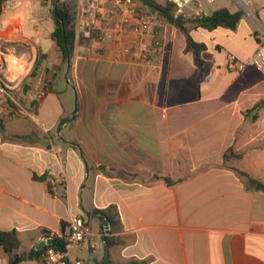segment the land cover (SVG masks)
Wrapping results in <instances>:
<instances>
[{
    "label": "crops",
    "instance_id": "1",
    "mask_svg": "<svg viewBox=\"0 0 264 264\" xmlns=\"http://www.w3.org/2000/svg\"><path fill=\"white\" fill-rule=\"evenodd\" d=\"M90 2L77 10L67 62L50 39V3L18 0L0 15V231L15 230L16 253L28 254L80 215L90 249L71 251L68 264H264V192L221 167L234 146L245 152L238 169L264 185V107L255 122L243 115L264 99L255 83L264 73L228 66L258 48L257 32L244 18L235 31H191L212 64L199 84L183 37L159 32V55L137 60L124 41L85 33ZM249 5L264 29V0ZM98 7L112 16L110 0ZM110 205L113 233L94 214ZM0 264H9L1 248Z\"/></svg>",
    "mask_w": 264,
    "mask_h": 264
},
{
    "label": "trees",
    "instance_id": "2",
    "mask_svg": "<svg viewBox=\"0 0 264 264\" xmlns=\"http://www.w3.org/2000/svg\"><path fill=\"white\" fill-rule=\"evenodd\" d=\"M18 0H0V15L10 3ZM142 12L148 15L155 16L158 20L164 23H168L175 29L179 30L185 39V53H191L193 62L198 70L197 81L202 83L206 75L212 68V64L203 59L202 53L206 50V45L202 42L195 41L191 36V31L198 28L212 31L217 28H224L231 31H235L244 18V12L237 10L231 12L226 8H220L212 11L210 14L199 15L194 17H185L184 15L176 13V7L172 2L163 0H133ZM76 0H50L52 6V20L54 23V30L50 34V39L59 48L62 60L67 62L72 55L75 40L77 38L76 23H77V11H74L73 6ZM40 60L37 61L33 68L32 75H35ZM3 88L6 90L8 83L3 77H0ZM35 104V103H34ZM35 106V105H34ZM264 107V100L258 101L253 107L244 112V116L247 117V113L255 112ZM257 118L253 115L252 122ZM0 130L3 131V124L0 122ZM245 152H237L234 146L229 147L223 154L222 168L227 169L235 173V175L241 179L245 184L247 190H256L264 192V185L248 176L245 172L241 171L237 167V163L243 158ZM45 176L36 177V180H43ZM158 179L160 177H157ZM164 183L171 187L181 182L182 180L174 181L168 177H163ZM94 214L102 220V223L109 228V233L116 232L120 229V220L114 205H110L105 209H96ZM64 228L65 224L62 223ZM54 241L50 245L44 246L40 250H33L28 254H17L20 249L21 243L15 230L0 231V248L8 255L9 264H19L24 260L36 259L40 261V257L44 250L52 248L55 250L63 251L65 247L64 238L53 237ZM108 241V239H107ZM109 244V242H108ZM142 262H135L130 264H143ZM104 264H110L106 261Z\"/></svg>",
    "mask_w": 264,
    "mask_h": 264
},
{
    "label": "built area",
    "instance_id": "3",
    "mask_svg": "<svg viewBox=\"0 0 264 264\" xmlns=\"http://www.w3.org/2000/svg\"><path fill=\"white\" fill-rule=\"evenodd\" d=\"M114 16L98 13L99 0H91L85 9V19L80 20V26L85 33L94 34L98 39L124 41L122 52L132 53L137 60L151 62L150 57H157L160 53L161 37L152 28L151 16L139 9L133 0H110ZM176 7V13L184 15V9L190 5L197 6L196 16L205 15L200 0H167ZM213 4L217 0H204ZM240 10L248 12L250 0H232ZM251 16V15H250ZM259 41L258 48L246 61H239L235 56L229 57V69L236 72L243 71L247 66H253L264 73V29L256 33ZM90 225L83 216H74L68 223V232L63 237L65 247L63 251L48 248L40 257L41 264H68L71 251L87 253L90 249Z\"/></svg>",
    "mask_w": 264,
    "mask_h": 264
},
{
    "label": "rangeland",
    "instance_id": "4",
    "mask_svg": "<svg viewBox=\"0 0 264 264\" xmlns=\"http://www.w3.org/2000/svg\"><path fill=\"white\" fill-rule=\"evenodd\" d=\"M36 1H37V5H43V4H47V3L49 4L50 3V0H36ZM88 1L89 0H76L75 4L73 6L74 11H77L79 9V7L82 6V5L83 6L87 5ZM158 1L162 2L163 0H158ZM199 3L201 5L202 9H204V11L206 12V14H210L213 10H215V7H218V6H222V7L226 8V9H228L229 11H233V12L239 10V7L237 6V4L234 1H232V0H218L215 3H213V4H208L206 1L200 0ZM196 10H198L197 6L190 5V6H188V7H186L184 9V13H185L184 16L185 17H194V16H196V14H195ZM248 12L250 14L244 12V19L250 23L251 27L256 32L260 31V26L261 25L258 22L257 16L253 13L251 5L248 6ZM151 22H152V28L154 29V31H156L158 33L159 32L162 33V36L164 35L166 38L170 37V38H172L175 41L181 40L182 37L184 38V36L182 35V33L179 30L175 29L173 26H171L168 23L161 22L160 20H158L153 15L151 16ZM0 35H2V34H0ZM252 76H253V78H255L254 74ZM261 77H262L261 74L256 75L257 79L255 80V83L257 85H259V86H264L259 81L261 79ZM260 100H264V99H259L258 101H260ZM258 101H256L254 104H250V105H255ZM251 103H253V102H251ZM248 104H249V102L246 105H248ZM261 109L256 110L255 112L247 113V117L249 118L250 122H252L251 120L253 118V115H256L258 117L259 111ZM247 110H249V109H247ZM247 110H245V111H247ZM245 111H243V114H244Z\"/></svg>",
    "mask_w": 264,
    "mask_h": 264
},
{
    "label": "water",
    "instance_id": "5",
    "mask_svg": "<svg viewBox=\"0 0 264 264\" xmlns=\"http://www.w3.org/2000/svg\"><path fill=\"white\" fill-rule=\"evenodd\" d=\"M54 241L52 239H47V240H44V241H40L35 249L36 250H40L41 248H43L44 246H47V245H50L51 243H53Z\"/></svg>",
    "mask_w": 264,
    "mask_h": 264
}]
</instances>
